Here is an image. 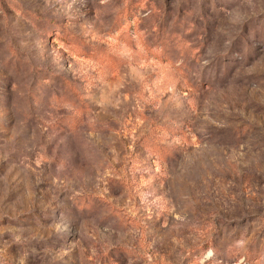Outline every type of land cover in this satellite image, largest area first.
<instances>
[{
	"label": "rangeland",
	"instance_id": "rangeland-1",
	"mask_svg": "<svg viewBox=\"0 0 264 264\" xmlns=\"http://www.w3.org/2000/svg\"><path fill=\"white\" fill-rule=\"evenodd\" d=\"M0 264H264V0H0Z\"/></svg>",
	"mask_w": 264,
	"mask_h": 264
}]
</instances>
